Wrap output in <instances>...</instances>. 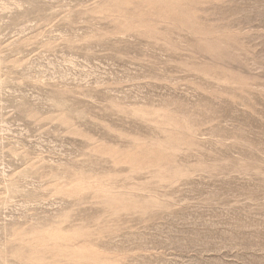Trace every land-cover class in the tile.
I'll return each mask as SVG.
<instances>
[{
	"label": "rangeland",
	"instance_id": "374dc122",
	"mask_svg": "<svg viewBox=\"0 0 264 264\" xmlns=\"http://www.w3.org/2000/svg\"><path fill=\"white\" fill-rule=\"evenodd\" d=\"M0 264H264V0H0Z\"/></svg>",
	"mask_w": 264,
	"mask_h": 264
}]
</instances>
